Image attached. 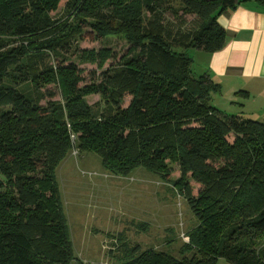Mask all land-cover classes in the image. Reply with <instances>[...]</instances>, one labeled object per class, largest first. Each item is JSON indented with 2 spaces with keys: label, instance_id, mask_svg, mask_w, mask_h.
<instances>
[{
  "label": "trees",
  "instance_id": "1",
  "mask_svg": "<svg viewBox=\"0 0 264 264\" xmlns=\"http://www.w3.org/2000/svg\"><path fill=\"white\" fill-rule=\"evenodd\" d=\"M170 1L0 0V264H102L74 254L62 210L56 169L72 150L96 154L114 175L143 168L168 181L195 220L180 259L116 238L107 264H264V117L213 106L219 85L189 55L222 48L218 16L248 0H177L196 18L186 32L163 23ZM89 35L129 49L81 86L66 54L98 67L114 57L75 46Z\"/></svg>",
  "mask_w": 264,
  "mask_h": 264
},
{
  "label": "rangeland",
  "instance_id": "2",
  "mask_svg": "<svg viewBox=\"0 0 264 264\" xmlns=\"http://www.w3.org/2000/svg\"><path fill=\"white\" fill-rule=\"evenodd\" d=\"M63 5L61 1L51 16H62ZM158 13L163 23L173 31L186 32L196 24L195 16L186 12L177 0L163 5ZM89 36L77 40L75 46L95 50L108 47L114 57L98 67L80 62L73 54H66L69 58L63 63L77 66L83 79L81 86L100 81L102 71L116 64L129 49V45L120 37L109 36L102 41H93L92 35ZM192 53L193 50H190L191 57ZM47 89L56 94L54 99H59L55 86L50 85ZM86 99L93 105L99 101V96L91 94ZM128 101L129 96H125L122 106L125 107ZM229 139L232 137L229 136ZM173 167L171 179L179 176L176 165ZM56 181L74 254L83 262L110 263L112 257L108 250L116 238L139 243L144 249L167 251L181 258L178 251L186 242L183 235L193 227L195 220L185 200L168 181L143 168L134 169L126 176L114 175L103 169L96 154L74 150L57 167ZM190 184L193 194H197L200 185ZM140 222H145L147 228H138L137 223Z\"/></svg>",
  "mask_w": 264,
  "mask_h": 264
},
{
  "label": "crops",
  "instance_id": "3",
  "mask_svg": "<svg viewBox=\"0 0 264 264\" xmlns=\"http://www.w3.org/2000/svg\"><path fill=\"white\" fill-rule=\"evenodd\" d=\"M218 22L226 31L222 48L214 52L193 51L194 68L197 72H207L219 85L211 93L213 106L244 118L262 119L264 9L248 0L221 13ZM216 264L231 263L220 258Z\"/></svg>",
  "mask_w": 264,
  "mask_h": 264
},
{
  "label": "built area",
  "instance_id": "4",
  "mask_svg": "<svg viewBox=\"0 0 264 264\" xmlns=\"http://www.w3.org/2000/svg\"><path fill=\"white\" fill-rule=\"evenodd\" d=\"M183 237H184L185 241H187V237L185 235H183Z\"/></svg>",
  "mask_w": 264,
  "mask_h": 264
}]
</instances>
